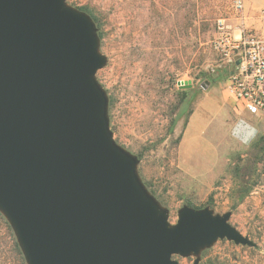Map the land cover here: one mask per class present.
<instances>
[{"label": "water", "instance_id": "obj_1", "mask_svg": "<svg viewBox=\"0 0 264 264\" xmlns=\"http://www.w3.org/2000/svg\"><path fill=\"white\" fill-rule=\"evenodd\" d=\"M103 63L83 11L0 0V211L27 263L178 264L218 238L256 247L229 212L186 206L169 224L108 129Z\"/></svg>", "mask_w": 264, "mask_h": 264}, {"label": "rangeland", "instance_id": "obj_2", "mask_svg": "<svg viewBox=\"0 0 264 264\" xmlns=\"http://www.w3.org/2000/svg\"><path fill=\"white\" fill-rule=\"evenodd\" d=\"M93 21L104 57L94 78L106 97L113 141L136 159L145 191L173 225L183 207L229 212L257 246L218 238L178 264H264V111H234L223 90L229 67L215 49L216 21L264 39V0H64ZM190 81L191 86L182 84ZM227 116L223 124L221 117ZM239 118L258 129L238 145L227 126ZM0 264H28L0 211Z\"/></svg>", "mask_w": 264, "mask_h": 264}, {"label": "built area", "instance_id": "obj_3", "mask_svg": "<svg viewBox=\"0 0 264 264\" xmlns=\"http://www.w3.org/2000/svg\"><path fill=\"white\" fill-rule=\"evenodd\" d=\"M239 9L243 0H236ZM264 20V6L261 9ZM215 49L221 54L229 71L223 90L232 101L234 111L256 114L264 111V39L243 34V27L233 25L229 18L216 21Z\"/></svg>", "mask_w": 264, "mask_h": 264}, {"label": "clouds", "instance_id": "obj_4", "mask_svg": "<svg viewBox=\"0 0 264 264\" xmlns=\"http://www.w3.org/2000/svg\"><path fill=\"white\" fill-rule=\"evenodd\" d=\"M226 119L228 118L225 114L221 117V123L223 124ZM259 132L260 129L245 118L236 119L227 126V135L233 142L242 146L250 145Z\"/></svg>", "mask_w": 264, "mask_h": 264}]
</instances>
